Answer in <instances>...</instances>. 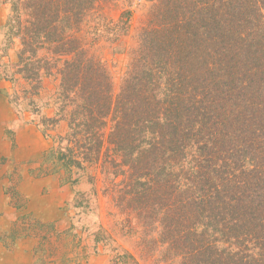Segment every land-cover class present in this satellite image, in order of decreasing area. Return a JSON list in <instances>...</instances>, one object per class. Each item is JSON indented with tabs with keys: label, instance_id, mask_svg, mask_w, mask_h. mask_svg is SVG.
<instances>
[{
	"label": "trees",
	"instance_id": "16d2710c",
	"mask_svg": "<svg viewBox=\"0 0 264 264\" xmlns=\"http://www.w3.org/2000/svg\"><path fill=\"white\" fill-rule=\"evenodd\" d=\"M11 2V103L40 115L44 79L58 80L41 125L68 130L47 155L71 174L101 166L131 234L150 231L142 257L264 264V0H147L118 92L87 34L129 35L131 4Z\"/></svg>",
	"mask_w": 264,
	"mask_h": 264
},
{
	"label": "rangeland",
	"instance_id": "374dc122",
	"mask_svg": "<svg viewBox=\"0 0 264 264\" xmlns=\"http://www.w3.org/2000/svg\"><path fill=\"white\" fill-rule=\"evenodd\" d=\"M119 2L123 8L131 4L134 11L130 34L117 42L107 35L96 37L92 30L87 34L91 50L111 74L115 92L127 71L126 50L146 23L147 9V0ZM0 13V264H119L126 251L134 256L128 257V264H158L142 257V244L147 242L141 238L150 231L131 234L127 215L116 204L122 192L106 191L108 180L101 166L71 174L47 155L68 130L66 120L47 132L41 125L43 116L57 111L58 80L44 79L35 97L40 115L19 108L15 99L11 103L15 88L7 77L17 68L20 47L19 38L10 40L5 26L12 14L11 0L2 1Z\"/></svg>",
	"mask_w": 264,
	"mask_h": 264
},
{
	"label": "crops",
	"instance_id": "0c3cea01",
	"mask_svg": "<svg viewBox=\"0 0 264 264\" xmlns=\"http://www.w3.org/2000/svg\"><path fill=\"white\" fill-rule=\"evenodd\" d=\"M2 1H3V0H0V5H2ZM0 14H1V13H0Z\"/></svg>",
	"mask_w": 264,
	"mask_h": 264
}]
</instances>
